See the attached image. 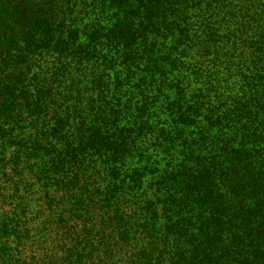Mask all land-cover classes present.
Here are the masks:
<instances>
[{
  "label": "trees",
  "instance_id": "1",
  "mask_svg": "<svg viewBox=\"0 0 264 264\" xmlns=\"http://www.w3.org/2000/svg\"><path fill=\"white\" fill-rule=\"evenodd\" d=\"M0 264H264V0H0Z\"/></svg>",
  "mask_w": 264,
  "mask_h": 264
}]
</instances>
